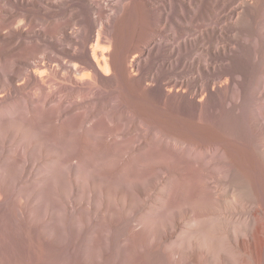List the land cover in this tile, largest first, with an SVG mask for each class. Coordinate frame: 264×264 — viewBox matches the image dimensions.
Wrapping results in <instances>:
<instances>
[{"label":"rangeland","instance_id":"1","mask_svg":"<svg viewBox=\"0 0 264 264\" xmlns=\"http://www.w3.org/2000/svg\"><path fill=\"white\" fill-rule=\"evenodd\" d=\"M261 153L264 0H0V264H264Z\"/></svg>","mask_w":264,"mask_h":264},{"label":"bare ground","instance_id":"2","mask_svg":"<svg viewBox=\"0 0 264 264\" xmlns=\"http://www.w3.org/2000/svg\"><path fill=\"white\" fill-rule=\"evenodd\" d=\"M108 63L110 64V65H113L112 63H111V61H108ZM218 144H219V147H221V148H223L224 149V146H223V143L222 142H220V140L217 142ZM226 143V142H225ZM226 148V147H225ZM262 154V156H261V158L264 160V153H261ZM247 158H249L248 156H247ZM246 160V159H245ZM244 160V161H245ZM246 163V162H245ZM258 180H259V184H260V186H261V188L263 189V193H264V177H262V176H260L259 178H258ZM262 258V257H261ZM261 258H260V254H256V260L259 262V261H261Z\"/></svg>","mask_w":264,"mask_h":264}]
</instances>
